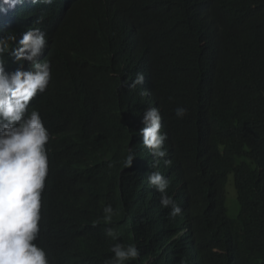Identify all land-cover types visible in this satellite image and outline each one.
Masks as SVG:
<instances>
[{
  "label": "trees",
  "instance_id": "obj_1",
  "mask_svg": "<svg viewBox=\"0 0 264 264\" xmlns=\"http://www.w3.org/2000/svg\"><path fill=\"white\" fill-rule=\"evenodd\" d=\"M21 8L38 13L49 36L40 59L52 62V81L32 103L53 135L40 235L53 264H103L114 243L102 220L109 203L121 240L141 248L135 264H264V0ZM137 72L142 85L121 87ZM153 106L161 108L172 160L159 170L184 209L175 219L147 183L156 169L137 135ZM177 107L188 109L184 118ZM132 146L137 157L122 170ZM231 174L236 219L225 192Z\"/></svg>",
  "mask_w": 264,
  "mask_h": 264
},
{
  "label": "clouds",
  "instance_id": "obj_2",
  "mask_svg": "<svg viewBox=\"0 0 264 264\" xmlns=\"http://www.w3.org/2000/svg\"><path fill=\"white\" fill-rule=\"evenodd\" d=\"M59 1L0 0V264H53L40 242L43 194L50 169L48 145L53 135L32 103L48 91L52 81V62L46 57L40 59L49 47V36L40 25L39 14H23L21 7ZM4 27L9 29L5 34ZM6 57L17 65L15 70H7ZM144 80L145 74L137 72L130 84L127 79L121 80V87L134 89ZM141 94L147 97L149 91L141 89ZM174 112L176 117L184 118L188 109L177 107ZM162 119L160 106L148 108L137 135L153 158L151 167L156 169L147 174V183L160 194L161 207L170 209L168 216L175 219L183 215L184 209L168 195L171 180L159 170L162 160L165 167L172 164L170 158L166 159L168 134L162 131ZM136 157L134 146L128 147L121 169L132 167ZM118 214L111 203L103 206L104 234L114 241L108 249L111 255L104 258L103 264H135L141 258V248L121 240L112 225ZM97 225L93 221L92 226Z\"/></svg>",
  "mask_w": 264,
  "mask_h": 264
},
{
  "label": "rangeland",
  "instance_id": "obj_3",
  "mask_svg": "<svg viewBox=\"0 0 264 264\" xmlns=\"http://www.w3.org/2000/svg\"><path fill=\"white\" fill-rule=\"evenodd\" d=\"M225 192H227L226 195H227V205H228L229 216L231 218L236 219L240 212V205L237 200V191H236L235 184L233 181V174L230 175V179L227 182L226 187H225Z\"/></svg>",
  "mask_w": 264,
  "mask_h": 264
},
{
  "label": "bare ground",
  "instance_id": "obj_4",
  "mask_svg": "<svg viewBox=\"0 0 264 264\" xmlns=\"http://www.w3.org/2000/svg\"><path fill=\"white\" fill-rule=\"evenodd\" d=\"M13 11H14V10H13ZM13 11H12V12H13Z\"/></svg>",
  "mask_w": 264,
  "mask_h": 264
}]
</instances>
